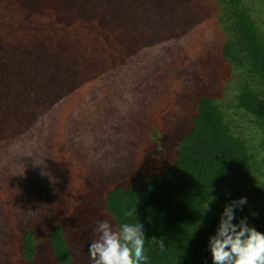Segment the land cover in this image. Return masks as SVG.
<instances>
[{
  "label": "trees",
  "instance_id": "1",
  "mask_svg": "<svg viewBox=\"0 0 264 264\" xmlns=\"http://www.w3.org/2000/svg\"><path fill=\"white\" fill-rule=\"evenodd\" d=\"M249 8L246 0H0V264H91L103 220L143 225L142 264H213L209 238L241 197L233 223L246 218L264 233V30ZM134 19L135 51L128 59L120 46V57L113 24ZM200 31L214 53L189 58L181 36ZM172 75L185 82L160 98L152 81ZM231 76L235 93L225 100L218 84ZM104 88L120 96L114 108ZM132 91L146 96L128 111L119 92ZM161 107L171 120L158 127ZM231 109L261 131L259 142ZM105 134L117 145L100 144L88 158L85 142ZM74 146L85 148L75 172Z\"/></svg>",
  "mask_w": 264,
  "mask_h": 264
},
{
  "label": "clouds",
  "instance_id": "2",
  "mask_svg": "<svg viewBox=\"0 0 264 264\" xmlns=\"http://www.w3.org/2000/svg\"><path fill=\"white\" fill-rule=\"evenodd\" d=\"M50 175L48 173H44ZM53 182H54V178ZM246 203V198L226 205L215 235L209 238L213 264H264V233L242 218L233 223L234 209ZM209 204L207 205V209ZM136 208L125 213L132 216ZM97 238L88 247L91 264H142L146 262L145 230L141 223H123L113 227L108 220L98 221ZM164 249V241L152 238Z\"/></svg>",
  "mask_w": 264,
  "mask_h": 264
},
{
  "label": "rangeland",
  "instance_id": "3",
  "mask_svg": "<svg viewBox=\"0 0 264 264\" xmlns=\"http://www.w3.org/2000/svg\"><path fill=\"white\" fill-rule=\"evenodd\" d=\"M246 3H247V6L248 7H250L249 9L252 11V13H253V15L257 18V20H258V22H259V24L261 25V27H262V29L264 30V0H246ZM181 6H182V9L184 10V11H187L188 10V8L189 9H191L192 8V6H190V4L189 5H185V4H181ZM190 6V7H189ZM109 14V13H108ZM106 17H108L109 18V16L108 15H106ZM135 18V17H134ZM213 22V24H214V21H212ZM140 22H139V20H137V19H134V20H130V22L129 23H126V24H121V22L120 21H116V23H114L113 25V28L115 29L114 30V33H112L113 35L111 36V41L114 43V44H116L117 46H118V48L117 47H115V48H113V49H111V48H109V49H111V52L112 53H115V52H117L118 51V56H122L121 55V50H119L120 49V46H123V45H125V50L126 51H129V52H126V54L128 55V59L130 58V56L132 55V53L135 51V41H133L132 39H130V35L133 33V32H135V31H139V29H140ZM216 25V24H215ZM92 29V28H91ZM195 30H197V29H195ZM90 31V30H89ZM205 32H198V34H197V36H193V35H183V36H181V38H183L182 40H181V43H179V45H182L183 47H184V50L186 51L187 50V53H188V55H189V58L192 56V57H198V56H200L201 54H206V53H209V50H211L212 52L211 53H214V50H212L211 49V47H210V45H211V42H210V40H209V38H208V36H204L203 34H204ZM138 35V34H137ZM80 37V36H79ZM207 38V39H206ZM130 40H132V41H130ZM128 41H130V42H128ZM140 50L142 51V52H144V55L146 56V57H149L150 55L148 54V52H147V49L144 47V46H140ZM139 50V51H140ZM161 52H159V53H157V54H160ZM212 55V54H211ZM220 67H222L221 65H218L217 66V68H220ZM232 77V76H231ZM175 78L176 77H174L173 75L170 77V80H168L167 78H162V81H159V80H153L152 81V83H157V82H160V87H158L157 89V92H156V94H157V96H160V98H161V95H163L164 94V92L165 91H167V90H171L172 88L173 89H175L177 86V84H179V83H181V84H183L185 81H184V79H180V80H175ZM178 79V78H177ZM217 81H219V80H217ZM217 83H219V82H217ZM132 85V84H131ZM236 85V79H233V77H232V79L228 82V83H224L223 85H221L220 86V83L218 84V87H220L221 89H223L224 88V96H226L225 97V100H231V99H233V96H234V93H235V91H234V89H235V86ZM133 86H135V84H133ZM111 92L113 93V89H111V88H109V90L107 91L105 88H104V90L102 91V93H103V97L102 98H107L108 100L109 99H111V98H113L112 99V103H111V107L112 108H114L116 105H115V103L113 102V100L114 99H116V98H119L118 96H112L111 97ZM129 95H126L125 93H120L119 92V94L120 95H122V96H124L125 95V100H126V102H127V104H133V105H131L130 107H129V109H128V111L129 110H132L133 111V106H135L136 105V103H135V105H134V102H136V98H135V96H138V97H140L139 99H141V98H143V97H145L146 95L145 94H140V93H138L137 91H132V93H133V95L131 94V92H127ZM155 94V95H156ZM155 95H153L152 97H150L151 99H153L154 97H155ZM133 98H132V97ZM159 98V99H160ZM137 103H138V101H137ZM154 105H155V103H152V104H150V107H148L147 109H149V110H151V108H154ZM92 107L94 106V105H91ZM91 109V108H90ZM89 109V106L85 109V112H84V115L86 114V112L87 111H89L90 110ZM92 109H97V108H92ZM110 109V113L112 112V109L111 108H109ZM146 109V111H148ZM162 107L161 108H157L156 110H153L154 111V113H155V116L153 115V117H155L156 118V125L155 126H162V124L163 123H165V124H168L169 122H170V120H171V117L169 118V119H167V118H163V117H165L163 114H161V111H162ZM171 109V108H170ZM232 110H236V109H231V111H230V113H231V115L232 116H234V117H236V118H238V120H239V123L244 127V129H245V131H246V133H248V134H250L253 138H254V141L255 142H259V140H260V137H261V131L255 126V124L251 121V120H249V118L248 117H245V116H243L242 114H240V113H234ZM124 111V113L123 112H121L120 111V113H119V116L122 118V119H124L126 116H124V115H122V114H125V115H127V111L126 110H123ZM138 112V111H137ZM115 114V113H114ZM100 118H97L96 119V122L99 120ZM148 121H150V120H148ZM146 122V123H150V122ZM125 122H128V120H125ZM79 123H81L80 121H79ZM117 123H118V121H117ZM120 123V126L125 130V131H127V132H129L128 130H129V128H126L125 126H124V124H122L121 122H119ZM111 130L110 131H112L113 133H115L116 131L115 130H112V129H115L114 128V126L113 125H109L108 126ZM135 130H139L140 132H142V129L141 128H138V129H135V127H134V129L132 130V131H135ZM154 130H156V129H154ZM154 130L151 132V135L153 134V132H154ZM131 131V132H132ZM122 134H124V133H122ZM168 134H170L169 132L167 133V131H164L163 133H162V137L164 136V137H166ZM101 140H100V142L98 141V140H91V141H87V142H85V146H86V149L87 150H89L88 151V158H89V156H90V158L91 159H95V157L97 156V154H96V151L95 150H99V146H100V144H104V146H103V148L102 149H105V148H110V147H112V142H113V139H112V136L110 135V134H105V135H102V136H100L99 137ZM97 142V143H96ZM117 142H119V141H117L116 140V142L113 144V145H117ZM91 145V144H93L92 145V148L89 146V145ZM125 144H127V142L125 143ZM98 148H97V147ZM125 146V145H124ZM72 148V150L70 151V157H71V160H75L76 161V164H75V166H76V168H75V170H74V172L77 170V165H78V163L79 162H81L83 159L82 158H80V156L79 155H81V154H84L85 155V148H82V150H81V152L80 153H78L77 152V150H76V147L74 146V147H71ZM5 192V191H4ZM36 214H40V211L38 212V213H36ZM33 218H35V219H33ZM36 218H38V216H32L31 217V219L32 220H37ZM46 218V215H44V216H40V219H45Z\"/></svg>",
  "mask_w": 264,
  "mask_h": 264
}]
</instances>
